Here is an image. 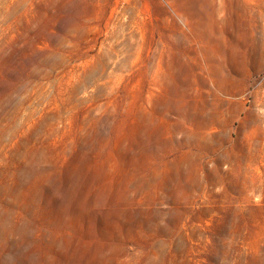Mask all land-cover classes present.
Segmentation results:
<instances>
[{"label":"rangeland","instance_id":"rangeland-1","mask_svg":"<svg viewBox=\"0 0 264 264\" xmlns=\"http://www.w3.org/2000/svg\"><path fill=\"white\" fill-rule=\"evenodd\" d=\"M0 264H264V0H0Z\"/></svg>","mask_w":264,"mask_h":264}]
</instances>
